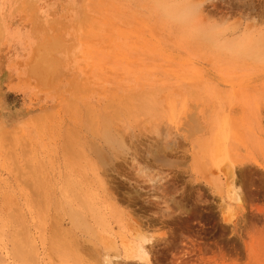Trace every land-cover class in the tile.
Here are the masks:
<instances>
[{
  "label": "rangeland",
  "instance_id": "374dc122",
  "mask_svg": "<svg viewBox=\"0 0 264 264\" xmlns=\"http://www.w3.org/2000/svg\"><path fill=\"white\" fill-rule=\"evenodd\" d=\"M0 264H264V0H0Z\"/></svg>",
  "mask_w": 264,
  "mask_h": 264
},
{
  "label": "bare ground",
  "instance_id": "6f19581e",
  "mask_svg": "<svg viewBox=\"0 0 264 264\" xmlns=\"http://www.w3.org/2000/svg\"><path fill=\"white\" fill-rule=\"evenodd\" d=\"M107 132V131H106ZM228 192H229V198L232 201L239 202L241 200L240 194L235 190V187H228ZM139 250L143 253H145L144 247L142 245H139Z\"/></svg>",
  "mask_w": 264,
  "mask_h": 264
}]
</instances>
